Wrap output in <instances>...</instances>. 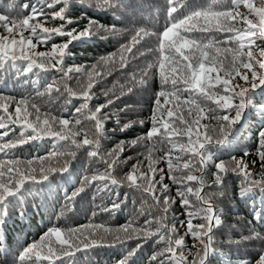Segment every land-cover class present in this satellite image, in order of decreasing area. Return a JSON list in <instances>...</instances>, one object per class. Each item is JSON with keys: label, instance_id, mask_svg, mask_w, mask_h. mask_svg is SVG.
<instances>
[{"label": "snow or ice", "instance_id": "obj_1", "mask_svg": "<svg viewBox=\"0 0 264 264\" xmlns=\"http://www.w3.org/2000/svg\"><path fill=\"white\" fill-rule=\"evenodd\" d=\"M76 2L77 0H37V3H42V6L38 8L33 5L30 13L23 18L0 13V86L4 85L3 73L10 70H15L17 76H27L33 73L34 69H38L40 73L55 69L65 77L70 72L81 71L80 67H70L65 70L63 66L65 56L71 54L68 51L70 45L90 39L99 31L110 32L115 26L113 25L110 29L90 18L84 30L68 29V25L75 23L69 12L70 5ZM104 4H107L109 8L117 6L112 3V0H104V3L99 5V10H105ZM165 5L167 20L161 32L150 33L141 28L128 43L121 44L117 52L101 57L99 61L104 64L113 63L118 57L119 67H126L129 63L128 54H131L132 59H135L137 54L144 55L143 50L137 48L136 52H133V48L145 37L156 36L157 47L148 48L146 51L156 52L158 56L144 71V75L147 76L148 70L157 69L160 81V90L156 93L149 118L151 127L145 136L129 142L130 145L135 146L140 140L152 141L146 157L147 171L141 170V162L137 161L132 165L131 172L118 181L112 175V170L118 163L125 161H120L117 156L111 161L104 160L107 165L104 172H97L91 177L85 176L81 186L73 193V196L79 195L86 186H91L93 181H110L113 186L127 182L129 187L142 190L150 196L154 206L161 212V215L156 218L155 227L150 219H146L143 226L129 222L118 229L92 224L78 228L53 226L41 237L39 243L33 242L20 252L19 264H29V262L44 264L45 261L48 264H56L57 261L61 264H75L77 252L100 246L102 237L98 239L96 236V232L100 229L104 234L115 232L116 240H120L121 243H123L119 235L121 232L127 234V239H132L135 234L137 239L142 237L144 242L155 236L154 243L163 242L164 244L151 258L155 264H208V258L213 252V229L221 223L219 214L214 211L208 196L200 195L209 178L214 176V184L219 187L224 183L228 173L232 172L242 177L240 192L242 197H246L255 189H259L264 194V129L257 133L256 154L262 170L258 179L248 170L249 164L243 159L236 160L235 156H232L230 160L234 161V164H229L223 159L215 162L214 154L208 152L206 148V145L212 143L214 138L216 144L235 147L239 130H234L233 126L241 123L246 106H252L249 96L250 88H260L264 92V71L257 70H264V43H257V41H264V0H165ZM241 6L246 11H240ZM23 7L28 9L29 5L25 3ZM45 7L51 12L45 11ZM55 21H60L58 27L44 26L45 23ZM26 32L28 35H25ZM188 33L200 35H186ZM205 33L229 35L217 39L215 35H203ZM54 36L68 37V39L59 44L52 43L49 52L35 51L38 44H47ZM33 40L36 43H33ZM86 74L89 77V83L87 90L82 93L84 102L75 111L79 113L82 109H88L86 118L94 121L95 127V134L91 138L79 118L69 119L48 111L42 112L41 108L27 96L17 99L15 96L0 94V154H2L0 158V245L3 244V226L6 223L7 210L12 206L21 205L25 194L30 193L35 184L48 181L53 172L69 171L67 161L59 168H45L41 162L39 178H37V169L33 166L35 161L19 158L15 149L30 141L52 137L59 141H69L75 145L76 149L89 146L88 155L103 159L101 139L105 136L104 124L111 118L103 109L112 105L114 100L110 98L105 104L95 106L94 110L89 108V101L94 95L90 94V90L96 82L93 80V75L99 79L103 77L95 71ZM108 74L110 72L105 73V75ZM236 77L244 81L245 85H250V88L239 83L234 84ZM138 83L143 85L146 80L141 79ZM52 87V85L47 86L49 92ZM56 91L60 90L57 88ZM128 91L131 92L132 88ZM185 93H187L186 97ZM116 99L119 97L117 96ZM237 100L239 103H236ZM168 105L171 106L167 107ZM181 105L187 106V116ZM257 110L264 115V105H260ZM232 112L235 113L234 116ZM202 120H214L216 126L201 125ZM117 123H119L118 114ZM144 123L143 120L139 121L141 126ZM129 126L124 125L121 131ZM201 128L204 129L203 132ZM81 134L83 139L77 140L76 137ZM157 137L159 139H154ZM165 143L171 147L167 149L157 147ZM124 150V142L121 141L114 153H122ZM154 151L163 152V155L155 157ZM173 152H178L180 155L174 157ZM65 154L74 157L76 153L75 151L53 153L58 156ZM244 155L248 156L250 153L245 151ZM161 159L167 164V178L172 185L176 186L175 197L171 195L170 185L164 182V168L155 166ZM252 164L255 165L256 160H253ZM211 167H214L216 171L211 172L209 170ZM196 172L199 175L194 174ZM157 175L159 179H156ZM193 183L197 186L196 188L192 186ZM26 184L30 186L26 188ZM49 187H51L50 184ZM190 194L196 197L197 203L193 204L189 200ZM177 197L181 207L185 208L184 214L187 219L180 221L181 226L186 224L185 235H190L194 241L202 245L198 247L192 260H188V257L184 255V239L175 236L177 229L168 218L170 207L176 203ZM114 207L119 205L114 204ZM23 214V208H21V218ZM254 217L259 219L260 213H255ZM196 219H202L205 222L194 224L193 220ZM172 220L174 221L175 217H172ZM77 233L80 235L77 236ZM245 239L255 240L258 243L260 251L255 264H264V235L252 228L250 235ZM140 247L141 245L137 244L130 249L120 264H128L129 259ZM193 247L197 245L194 244ZM4 251L6 248L0 247V252ZM189 255H191L190 252Z\"/></svg>", "mask_w": 264, "mask_h": 264}, {"label": "trees", "instance_id": "obj_2", "mask_svg": "<svg viewBox=\"0 0 264 264\" xmlns=\"http://www.w3.org/2000/svg\"><path fill=\"white\" fill-rule=\"evenodd\" d=\"M25 3L29 5L28 9L23 7ZM102 3L104 0H77L76 3L70 5L69 15L75 23L68 25V29L76 28L78 31H82L88 25L90 18L110 29L113 25L115 26L110 32L99 31L90 39L77 41L70 45L68 51L71 54L65 56L63 66L65 70L70 67H80L79 73L73 71L67 77L55 69L47 73H40L38 69H34L33 73L27 76H17L15 70L3 73L4 85L0 86V94L15 96L17 99L27 96L41 108L42 112L48 111L69 119L79 118L90 138L95 134V127L94 121L86 118L88 109H82L79 113L75 111L84 102L82 93L87 90L89 83L86 73L95 71L103 77L99 79L93 75V80L96 82L90 90V94L94 95L89 101V108L94 110L95 106L105 104L110 98L114 100V103L103 109L111 117L104 124L105 136L101 139L103 159L99 156L93 158L88 155L89 146L76 149L75 145L69 141H59L52 137L30 141L14 150L19 158L35 161L33 166L37 169V178H39L41 162L45 168H59L67 161L69 171L53 172L48 181L35 184L32 191L25 194L21 205L12 206L7 210L6 223L3 226V244L0 245V247L6 248V251L0 252V264H19L20 252L33 242L39 243L41 237L53 226L78 228L92 224L118 229L129 222H132L133 225L143 226L145 220L150 219L155 227L156 218L161 215L150 196L142 190L129 187L127 182L113 186L110 181H93L91 186H86L83 192L73 196L85 176L91 177L97 172H104L107 167L104 160L111 161L118 156L120 161H125L118 163L112 170V175L118 181L131 172L132 165L137 161L141 162V170L147 171L148 160L146 157L148 149L152 146V141L149 140H140L135 146L130 145L129 142L145 136L151 127L149 118L152 114L156 93L160 90V81L157 69L148 70L147 76L144 75V71L148 64L158 56L156 52L146 51L148 48L157 47L156 36L145 37L140 44L133 48V52H136L137 48L143 50L144 55L137 54L136 58L132 59L131 54H128L129 63L126 67H119L118 57L113 63L104 64L99 61L101 57L117 52L121 44L128 43L136 31L141 28L150 33L161 32L167 20L165 0H112V3L117 4L116 7L109 8L107 4H104L105 10H99V5ZM33 5L39 8L42 3L38 4L37 0H0V13L23 18L30 13ZM45 11L51 12L46 7ZM41 19L43 18L41 17ZM59 24L60 21H55L45 23L44 26L52 28L58 27ZM25 35L28 33L26 32ZM186 35L199 36L200 34L188 33ZM203 35H215L217 39H222L229 34L205 33ZM67 39L68 37L54 36L47 44H38L35 51L49 52L52 43L59 44ZM33 43L36 41L33 40ZM257 43H264V41H257ZM109 72L110 74L105 75ZM141 79L146 80V83L139 84ZM26 80L27 83L24 82ZM48 85L53 86L50 92L47 88ZM248 87L250 88V85ZM57 88L60 90L59 92L56 91ZM129 88H132L131 92L128 91ZM38 92L42 94L38 95ZM184 95L186 97L187 93ZM117 96L119 99H116ZM249 96L252 106H246L241 123L233 126L234 130H239L238 142L235 147L216 144L214 138L212 143L206 145V148L208 152L214 154L215 162L223 159L229 164H234V161L230 160L232 156H235L236 160L243 159L249 164L248 170L258 179L262 170L256 154L257 133L264 129V115H261L257 109L260 105H264V92L260 88H250ZM206 103L211 104V102ZM236 103H239V100ZM211 106L215 107V105ZM181 107L185 109L184 114L187 116V106L181 105ZM122 108L124 111L121 112ZM117 114L119 123H117ZM231 114L235 115L234 112ZM140 120L145 122L143 126L139 124ZM204 124L216 126V121L202 120L201 125ZM124 125L130 126L121 131ZM203 131L204 129L201 128V132ZM76 139L82 140L83 134L77 136ZM154 139H159V137ZM121 141L124 142L125 150L122 153H114ZM157 147L167 149L171 145L165 143L157 145ZM70 151H75L74 157L67 154L53 155V153H68ZM245 151H248L250 155L245 156ZM162 155L163 152H153L155 157ZM172 155L175 157L180 153L173 152ZM128 157H132V159H127ZM0 158H2V154H0ZM253 160H256L255 165L252 164ZM155 166L164 168V182L170 185L171 195L175 197L176 186L172 185L167 178L166 162L161 159ZM209 170L216 171L214 167ZM194 174L199 175L198 172ZM156 179H159V175L156 176ZM241 180V176L229 172L224 183L217 187L214 184V176H212L200 192V195L208 196L221 221L220 225L213 229V252L208 258V264H255L258 260L260 251L258 243L255 240H247L245 237L250 235L252 228L264 235V194L259 189H255L246 197H242L240 195ZM29 186V184L25 185L26 188ZM192 186L197 187L195 183ZM188 198L193 204L197 203L194 195L190 194ZM114 204H118L119 207H114ZM21 208H23V218L20 216ZM257 212L260 213L259 219L254 217ZM184 213L185 208L181 207L177 197L176 203L170 207L168 218L169 222L174 223L177 229L175 236L184 239V255L188 257V260H192L198 247H202V245H199L198 241H194L190 235H185L186 224L184 226L180 224V221L187 219ZM172 217H175L174 221ZM204 222L202 219L193 220L194 224ZM116 235L115 232L104 234L102 229L98 230L97 238L102 237L100 246L77 252L75 264H120L127 252L137 244H140L141 247L129 259L128 264H155L151 258L164 246L163 242L154 243L155 236L144 242L142 237L137 239L135 234L132 239H127V234L121 232L119 233L123 239V243H121L120 240H116ZM194 244L197 247H193ZM44 264H48V262L45 261ZM56 264H61V262L57 261Z\"/></svg>", "mask_w": 264, "mask_h": 264}, {"label": "rangeland", "instance_id": "obj_3", "mask_svg": "<svg viewBox=\"0 0 264 264\" xmlns=\"http://www.w3.org/2000/svg\"><path fill=\"white\" fill-rule=\"evenodd\" d=\"M240 11H242V12H244V11H246V9H244V8H240ZM258 70V69H257ZM259 71H262V70H259ZM250 79H251V77H250ZM235 83H239L240 85H242V86H247L248 87V85H245V82L244 81H241L240 79H239V77H238V79H236L235 80ZM234 83V84H235ZM237 91H239V89H236ZM245 111V110H244ZM242 117H243V115H242Z\"/></svg>", "mask_w": 264, "mask_h": 264}]
</instances>
